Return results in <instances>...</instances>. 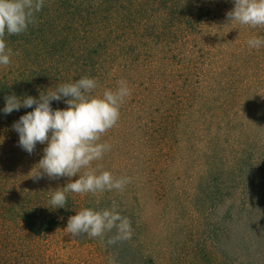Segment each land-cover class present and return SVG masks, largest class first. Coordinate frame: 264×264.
Instances as JSON below:
<instances>
[{
	"label": "trees",
	"instance_id": "16d2710c",
	"mask_svg": "<svg viewBox=\"0 0 264 264\" xmlns=\"http://www.w3.org/2000/svg\"><path fill=\"white\" fill-rule=\"evenodd\" d=\"M234 6V0H45L35 25L20 35L6 34L13 56L9 66L0 67V264H39L33 261L32 240L65 229L75 208L71 193L66 194L65 207L52 209L49 204L52 192L65 187L63 179L68 177H32L47 144L37 143L32 154L19 146L12 126L35 105L6 115L5 97L39 99L42 91L84 76L98 81L99 95L125 80L131 95L101 142L116 150L132 148L141 160L153 147L168 144L169 127L182 129L178 110L186 108L187 117L188 96L194 92L190 81L205 70V49L227 41L234 23L226 14ZM175 94L181 99L176 109ZM66 99L52 101V109H66ZM202 101L197 100V111ZM253 158L255 164L247 171L242 163V179L235 176L236 169L217 171L206 165L191 192L204 198L219 195L228 209L245 208L249 193L264 194V158ZM148 164L144 162L141 171L151 179ZM155 192H150V200ZM133 255L128 264H158L145 251Z\"/></svg>",
	"mask_w": 264,
	"mask_h": 264
},
{
	"label": "rangeland",
	"instance_id": "374dc122",
	"mask_svg": "<svg viewBox=\"0 0 264 264\" xmlns=\"http://www.w3.org/2000/svg\"><path fill=\"white\" fill-rule=\"evenodd\" d=\"M233 23L225 43L205 49V70L190 81L194 92L188 96L187 117L186 108L178 110L184 125L177 132L173 125L168 128V144L153 147L141 160L132 148H111L93 162L98 171L130 177L131 183L122 192L71 193V216L84 208H111L115 201L131 221L132 238L109 245L115 230L101 240L86 234L73 238L65 228L32 240L34 263L128 264L133 253L145 251L158 264H264V194L249 193L248 206L228 209L219 195L204 198L191 192L206 165L217 171L236 169L235 176L242 179V163L247 171L255 164L253 154L264 158V48L247 45L253 36L264 37V28ZM173 98L176 109L181 99L178 94ZM200 99L204 104L197 111ZM146 161L151 179L141 171ZM78 178L63 181L67 185ZM151 191L158 195L153 200Z\"/></svg>",
	"mask_w": 264,
	"mask_h": 264
},
{
	"label": "clouds",
	"instance_id": "9594fccd",
	"mask_svg": "<svg viewBox=\"0 0 264 264\" xmlns=\"http://www.w3.org/2000/svg\"><path fill=\"white\" fill-rule=\"evenodd\" d=\"M44 4L45 0H0V67H7L12 62L13 50L6 44V34L25 33L29 25L36 24L37 14ZM234 5L226 14L230 22L253 29L264 28V0H234ZM247 45L251 49L264 48V37L253 36ZM97 87L95 78L84 76L75 82L59 84L54 90L42 91L39 99L27 96L21 101L15 95L5 97L3 112L6 115L21 107L35 105L33 111L22 115L12 126L19 134V146L28 154L34 152L37 143L47 144L38 163L39 170L32 177L39 179L42 174L50 179L79 176L52 192L49 200L52 209L65 207L68 193L122 192L131 183L130 177H115L110 171L92 167L93 162L103 159L111 150V145L101 142V138L116 126L120 109L131 95L125 80H120L114 90L105 89L99 95L95 94ZM63 98H67L68 107L53 110L51 102ZM113 230L115 234L109 237V245L132 238L131 221L120 214L115 201L111 208L78 211L68 218L66 227L73 238L86 234L101 240Z\"/></svg>",
	"mask_w": 264,
	"mask_h": 264
}]
</instances>
